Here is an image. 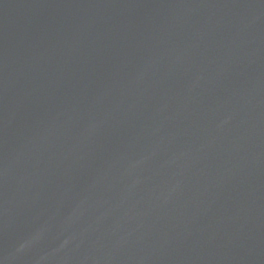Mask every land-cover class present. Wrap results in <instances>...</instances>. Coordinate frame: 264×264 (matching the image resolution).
Returning a JSON list of instances; mask_svg holds the SVG:
<instances>
[{"label":"water","instance_id":"obj_1","mask_svg":"<svg viewBox=\"0 0 264 264\" xmlns=\"http://www.w3.org/2000/svg\"><path fill=\"white\" fill-rule=\"evenodd\" d=\"M0 264H264V0H0Z\"/></svg>","mask_w":264,"mask_h":264}]
</instances>
